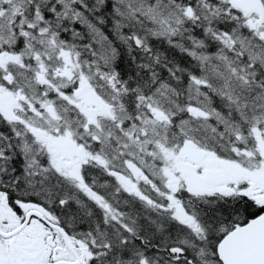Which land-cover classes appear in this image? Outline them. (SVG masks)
Returning <instances> with one entry per match:
<instances>
[{"label": "snow or ice", "instance_id": "6c2138e0", "mask_svg": "<svg viewBox=\"0 0 264 264\" xmlns=\"http://www.w3.org/2000/svg\"><path fill=\"white\" fill-rule=\"evenodd\" d=\"M0 264H264V0H0Z\"/></svg>", "mask_w": 264, "mask_h": 264}]
</instances>
